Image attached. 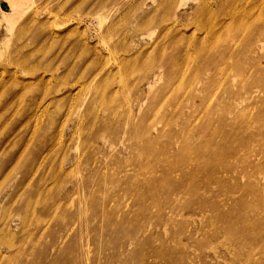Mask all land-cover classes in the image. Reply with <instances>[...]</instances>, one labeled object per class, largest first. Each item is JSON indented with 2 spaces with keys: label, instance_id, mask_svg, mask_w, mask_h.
I'll return each mask as SVG.
<instances>
[{
  "label": "rangeland",
  "instance_id": "1",
  "mask_svg": "<svg viewBox=\"0 0 264 264\" xmlns=\"http://www.w3.org/2000/svg\"><path fill=\"white\" fill-rule=\"evenodd\" d=\"M8 1L0 264H264V0Z\"/></svg>",
  "mask_w": 264,
  "mask_h": 264
},
{
  "label": "bare ground",
  "instance_id": "2",
  "mask_svg": "<svg viewBox=\"0 0 264 264\" xmlns=\"http://www.w3.org/2000/svg\"><path fill=\"white\" fill-rule=\"evenodd\" d=\"M8 1V0H7ZM164 3V2H162ZM170 3V2H169ZM25 4V0H9L8 1V5H9V8H10V13L7 15H4V19L10 23V26H15L18 22V20H20V18L23 16V14H25V10L23 8V5ZM161 7V6H160ZM167 7V6H166ZM26 9V8H25ZM165 9V8H164ZM200 9L204 12H208L207 15H209L210 12H212V7L207 4V3H204L203 6L200 7ZM27 11V9H26ZM206 12V13H207ZM213 13V12H212ZM5 14V13H4ZM14 16V20L11 19V17ZM9 26V27H10ZM12 29V28H11ZM210 33V32H209ZM211 34H212V30H211ZM47 107V106H46ZM43 108L42 110H40V116H43L46 112H47V108ZM39 111V108L36 109V112ZM32 117H35L36 118H40L39 116H35L34 114L31 115ZM37 124V123H36ZM35 130V129H34ZM36 132V131H35ZM34 132V133H35ZM22 155V154H21ZM21 157V156H20ZM11 168V167H10Z\"/></svg>",
  "mask_w": 264,
  "mask_h": 264
}]
</instances>
